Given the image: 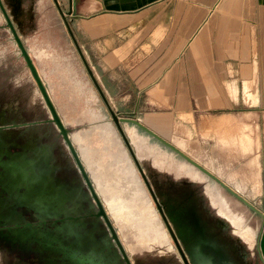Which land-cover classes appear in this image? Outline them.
Wrapping results in <instances>:
<instances>
[{"label":"crops","instance_id":"crops-1","mask_svg":"<svg viewBox=\"0 0 264 264\" xmlns=\"http://www.w3.org/2000/svg\"><path fill=\"white\" fill-rule=\"evenodd\" d=\"M71 19L83 54L116 112L140 120L165 140L172 136L210 165L205 166L224 183L238 191L250 184V196H258L264 185L258 171L225 172L213 157L204 159L189 151L183 135L210 129L211 136H219L221 129L235 130L239 121H252V111L237 113L240 101L245 108L259 109V120L264 123V0H76ZM41 41L56 51L60 64H70L72 78L88 81L79 53L52 45L57 42L49 38ZM55 64L49 58L43 66L50 72ZM0 81L11 98L26 96L25 85L13 91L2 76ZM88 83L97 93L93 83ZM177 127L182 136L176 135ZM248 128L244 123L231 141L222 138L221 142L238 147L242 155L253 152L255 143L246 133ZM196 195L204 202L226 203L219 212L214 210L211 229L233 228L245 232L246 239L251 231L256 232L237 207L240 202H232L225 193L208 198ZM193 207L182 216L190 236L203 231L204 242L217 247L213 245L218 238L208 234ZM225 248L221 250L230 260Z\"/></svg>","mask_w":264,"mask_h":264},{"label":"rangeland","instance_id":"rangeland-1","mask_svg":"<svg viewBox=\"0 0 264 264\" xmlns=\"http://www.w3.org/2000/svg\"><path fill=\"white\" fill-rule=\"evenodd\" d=\"M7 13L12 19L14 26L18 30V33L24 42V45L30 52L36 66L39 68V72L42 76L44 83L50 92V96L54 100V104L57 106L58 112L60 113L62 120L65 125L70 130V139L73 140L76 149L79 150L81 154V148L79 146L78 140H83L84 147H91L94 150H98V155L104 157H109L108 166L113 165V169L108 170L107 174L109 178L116 179L121 176L124 180L125 185L131 188L132 192H144L146 195L142 198V201H138L135 208H142L144 213V218L151 220L152 229H147L148 234L154 238H164L168 239L174 249H177L161 219V216L155 206V203L138 171L131 156L129 155L126 147L124 146L120 136L113 127L104 121V119H110V116L106 110V107L98 94L89 86L88 81L92 84L89 75L86 73L85 68L82 64L84 78H79L77 81L72 78V68L70 64L67 66L60 64V60L56 51L49 45H42L44 39H52L57 45L63 48L65 51L78 52L75 48V44L63 22V19L54 3L53 0H1ZM62 8L65 12L69 10L68 0H59ZM76 2V0H75ZM80 2V0H77ZM56 47V46H55ZM52 58L56 64L54 65L52 71L48 72L44 68L45 61ZM79 62L81 59L79 58ZM42 70V71H40ZM32 72L27 66V63L22 56L21 50L19 49L16 41L14 40V35L11 29L7 26V21L5 15L0 8V76L6 79V83L10 88L15 91L19 88L20 84L26 86L27 98L31 101L30 104L34 106H40L41 123L46 124L44 120L50 119L46 116L48 112L51 117V112L47 107L43 96L32 77ZM76 75V74H74ZM78 76V75H77ZM49 86H48V84ZM25 98V97H24ZM43 103V104H42ZM237 107V113L241 111H252L253 120L252 121H239L240 127L246 123L249 128L246 133L250 134L254 143L253 152L242 155L239 148L236 146H231L229 144H223L221 139L232 140L234 136L241 132L238 126L235 130H220L219 136H211L210 129H204L201 132L183 135L188 141L189 151L199 154L202 158L206 159L208 157L214 158V164L225 172L231 170L234 171H246L248 174H252L258 171L262 184L264 183V128L263 121H260L259 109H249L242 105V101L239 102ZM258 115V116H257ZM31 117V116H30ZM29 117V118H30ZM237 117H243L242 115ZM27 122L19 125L18 127L33 125L31 119ZM258 118V120H256ZM54 123V122H53ZM50 124V123H49ZM53 124H51L52 126ZM26 126V127H27ZM126 133L132 141V146L136 151L137 156L140 159V163L143 166L146 175L148 176L151 185L156 192L158 199L162 206L168 211H175L188 208H194L196 205L197 211L206 224V228L209 230L208 234L213 235L218 238V243H214L213 246L224 248L230 255V261L233 264H255L259 261L258 257L255 256L256 239L260 233L262 221L259 216L255 215L241 202L237 205L240 210H243L248 221L256 226V239L249 240L247 237L244 238L245 232L237 231L236 229L230 228V230L211 229L212 221L215 220L216 212H219L223 206L226 205L225 202H219L213 204L212 202H204L201 197L196 194L204 195V198L211 197L212 195H218L225 193L234 203H237V199L225 191L220 185H218L211 178L206 176L204 173L190 165L186 160L177 155L172 150L168 149L155 139L151 138L148 134L143 131H139L135 126L125 125ZM181 132V133H180ZM176 135H181L182 131L177 127L175 130ZM182 136V135H181ZM17 139V138H16ZM166 141H169L180 150H182L176 143L169 140L168 137ZM86 141V142H85ZM257 148V149H256ZM19 149V148H16ZM14 149V152H16ZM186 155L194 159V157L187 151L182 150ZM258 152V153H257ZM127 156H126V155ZM7 150H0V264H7V261H12L15 256H23V258L33 264H38L41 259L38 257L36 251L41 250L44 245L49 246L50 241L48 236L44 235L42 229L35 230L33 236H28L31 229L25 227L26 223H35L38 217L44 215L43 207H37L35 210L28 207L18 206L21 194L24 190H13L10 188V184L13 182V176H10L6 168L9 165L10 159L7 157ZM126 158H125V156ZM252 157V158H251ZM251 158V159H250ZM196 161V159H194ZM255 160L258 162L254 165ZM83 161V160H82ZM203 167L208 169L213 173V170L207 168L203 163L199 162ZM84 167L90 176L94 188L97 189V185L92 179V174L88 169L85 161H83ZM251 167L250 169H243L244 166ZM242 173V172H241ZM214 174V173H213ZM30 175V174H29ZM215 175V174H214ZM32 178V176H31ZM63 181H66L67 188L72 187V182L70 176L62 175ZM223 183L224 181L220 179ZM98 181H104L101 175ZM228 187L237 192L241 197H243L247 202L257 208L259 211L264 213V185H262L261 192L257 197L250 196V184H247L245 191H238L230 184L225 183ZM18 185V184H17ZM21 186V184L19 185ZM31 186V185H30ZM85 191L89 192L87 186ZM100 199L102 200L104 207L110 217V220L114 222L109 209L104 203L99 191H97ZM207 196V197H205ZM91 201H94L90 195ZM171 198H173L171 200ZM176 199V200H174ZM178 199V200H177ZM72 200H69L70 203ZM95 202V201H94ZM239 202V201H238ZM65 209H68L73 204H68ZM220 204V205H219ZM225 204V205H224ZM209 209L205 211V209ZM90 209V204L84 202V212L80 215H85L86 213H95ZM8 211V215L6 214ZM73 215V216H80ZM99 219V218H97ZM97 219L90 218L89 221L93 222ZM100 226L109 233L103 219H100ZM185 220V218H181ZM95 228V227H94ZM117 228V227H116ZM39 229V228H38ZM50 229H54L50 227ZM22 231L25 235L13 236L15 232ZM96 231V230H95ZM207 232V231H206ZM10 233L13 238H10L15 242L16 246L12 247L8 243V239L5 240V236ZM2 234L5 236L3 237ZM120 235V234H119ZM121 236V235H120ZM130 236V233H129ZM98 237V236H97ZM73 239V237H72ZM97 245H105V241L102 238L97 239ZM96 241V242H97ZM121 242V241H120ZM129 242L132 243V237L130 236ZM21 243L25 245H30L33 249L29 254H23L24 248ZM114 243V242H113ZM124 247V246H123ZM125 249V247H124ZM44 250V249H43ZM111 251V250H110ZM126 251V250H125ZM223 251V250H221ZM255 251V252H254ZM129 260L130 252L126 251ZM130 253V254H129ZM257 254V252H256ZM110 255V254H109ZM108 255V256H109ZM45 256L47 259H51L53 264H71L65 257V252H60L58 256H54L50 252L45 251ZM181 259L180 255L178 254ZM169 261L173 260V256H169ZM64 260V261H63ZM131 262V260H130ZM132 264V262H131ZM136 264H147L144 261H136Z\"/></svg>","mask_w":264,"mask_h":264},{"label":"water","instance_id":"water-1","mask_svg":"<svg viewBox=\"0 0 264 264\" xmlns=\"http://www.w3.org/2000/svg\"><path fill=\"white\" fill-rule=\"evenodd\" d=\"M62 19L64 24L66 25V28L75 44L76 50L78 51L81 61L87 71V74L89 75V78L91 79L99 97L101 98L102 102L104 103L106 110L110 116V119H104L105 122L112 124L115 130L117 131L118 135L120 136L124 146L126 147L129 155L131 156L136 168L138 169L154 203L155 206L161 216V219L177 249L178 254L181 257V260L184 264H233L231 262L227 255L221 251L218 250V247H212L211 243L204 242V239L206 238V233L203 231H200V235L193 234L191 237H185V239L182 238V230L179 227V223L177 225L172 221L170 218L169 213L167 210L161 205V203L158 201L155 192L153 191L151 182L147 178V175H145L143 166L141 165L140 161L137 158V155L135 153V150L132 146L131 141L129 140V137L127 136L125 132V124L129 126H135L139 130L143 131L144 133L151 136V138L155 139L168 149L175 152L177 155L182 157L184 160H186L188 163L199 169L201 172H203L205 175H207L209 178H211L213 181H215L218 185H220L225 191H227L230 195H232L234 198H236L239 202H241L243 205H245L252 213L259 216L262 221V226L260 233L256 239V251H257V257L259 261H261L262 264H264V213L259 211L257 208H255L253 205H251L249 202H247L243 197H241L239 194H237L235 191H233L230 187L225 185L220 179H218L216 176L212 175L205 169H203L200 165H198L196 162H194L191 158L186 156L184 153L176 149L171 143L157 135L155 132L147 128L145 125H143L140 121L134 119L131 116H122L118 112H116L108 99L105 97L102 89L100 88L97 79L90 68L83 51L81 49V45L75 35V32L71 25V18L73 16V7H74V0H70V7L67 12L64 11L62 8V5L59 0H53ZM0 8L5 15L7 26L11 29L14 40L16 41L19 49L21 50L22 56L24 57L27 66L30 68L33 76L35 77L39 88L44 95V98L46 99V102L50 108V111L52 113L53 119H45L44 122L46 124L55 122L57 126L60 128V131L64 137V140L69 146V149L79 167L81 170V175L86 183V186L88 190L91 193L92 198L94 199L98 211L95 213H86L85 215L80 216H73L70 215L68 212V209H57L52 204L53 202L47 201L44 204L41 205H32L33 209L35 210L37 207H43L44 215L38 217V220L35 223H26L25 227L31 229L29 237L35 233V230H40L44 232V235L48 236V240L50 241L49 246H46L43 243V248L45 251L50 252L56 257L60 252H65V257L69 261H72L71 264H131L129 257L123 247V245L120 242V239L117 235V232L115 228L113 227V223L109 219L108 215L105 212V209L103 207V204L101 202V199L97 195V192L95 191L93 182L88 175L87 171L85 170L82 160H81V154L79 153V150L76 149L74 142L72 139H70V130L66 127L64 124L62 117L60 113L58 112L57 106L52 101V98L50 96V93L48 89L50 88L48 82V86L44 83L42 80V77L39 72V68L36 66V63L34 62V59L32 58L30 52L24 45V42L22 41L18 30L14 26V23L12 19L10 18L9 14L7 13L2 1L0 0ZM42 71V70H40ZM31 125V124H30ZM27 126V125H26ZM25 126V127H26ZM13 127V126H11ZM18 127V126H17ZM4 127H0V130H2ZM7 150L8 153V147L3 148ZM36 162V163H35ZM33 165L37 164V161H35ZM9 165L6 166L8 173ZM10 174V173H9ZM30 174V175H29ZM12 175V174H11ZM23 178L21 179H28V182L30 181V184L26 186V184L20 182L14 186L11 187L12 184H10V188L13 190H17L19 192L20 189L27 190L33 182V178H31V173L25 172L24 174H21ZM15 179H13L14 181ZM20 181V179H19ZM21 184V186H19ZM22 187V188H20ZM24 196V195H23ZM23 199V197H22ZM22 199L19 200L18 206H21ZM77 199V198H76ZM76 199L72 200L70 204L76 203ZM78 205L77 207L81 206V204L84 202V199H77ZM35 207V208H34ZM71 206L69 207V209ZM90 218H102L109 234L108 236H101V234H98L95 231L93 222L89 221ZM50 227H53L54 229H50ZM39 228V229H38ZM36 230V231H37ZM11 235V234H10ZM13 236H17L16 238H19V236H24L25 234L22 231L15 232V234H12ZM11 235V236H12ZM197 235V236H196ZM98 236V237H97ZM73 237V239H72ZM102 238L105 241V245H97L98 243L97 239ZM13 238V237H12ZM200 238V239H199ZM201 240V241H200ZM97 241V242H96ZM114 242V243H113ZM111 250V251H110ZM221 252V254H220ZM110 254V255H109ZM109 255V256H108ZM220 255H224V259L220 257ZM64 261V260H63ZM255 264H259L258 261H255Z\"/></svg>","mask_w":264,"mask_h":264},{"label":"bare ground","instance_id":"bare-ground-1","mask_svg":"<svg viewBox=\"0 0 264 264\" xmlns=\"http://www.w3.org/2000/svg\"><path fill=\"white\" fill-rule=\"evenodd\" d=\"M32 77L35 79L33 75ZM35 82L39 88V85L36 79H35ZM42 96H43V99L47 107L49 108L43 94ZM52 101L54 102L53 99ZM29 102L31 101L27 98V94H26L25 98H23V105H24L23 111L25 112V114H27L28 117L31 116L29 119L33 120L31 121L33 125H29L23 128L17 127L19 126L17 124V119L13 118L11 120L3 119L2 121H0V127H4L3 129L8 128L9 130L12 131V133H15V131H21V136H24V138L28 139V144L24 146L20 145L18 142H14V144L12 145L14 148L31 149L33 144L36 145V143H34L36 139H37L36 141H38L39 144L41 145V150H36V152L39 153L37 161L38 162L42 161L45 163V170L41 171L40 176L35 175L34 180H33V182H36L39 179L40 182H42L43 190L41 192L40 203L44 204L47 201H51L53 202L52 204L55 206V208L61 210L65 208L69 200H74L76 198L77 199L82 198L84 199V202L87 201L90 204L89 210H93L94 212H97L98 211L97 205L94 201H91V198H90L91 193L85 191L86 183L81 175V170L79 169L69 149L68 144L64 140V137L60 131V128L57 126L55 122L50 123V124H43L40 121H38L43 117L40 115L42 110L40 109V106L38 105L34 106L33 104H30ZM10 111H12V109ZM46 116L50 118L49 120L53 119L52 113H51V117L48 112L46 113ZM21 118L25 119L23 115L21 116ZM25 122L27 121H23V123ZM51 124L53 125L51 126ZM125 132H127L126 129H125ZM170 139L171 141L176 143L182 150L187 151L186 148H184L177 139L173 138L172 136L170 137ZM129 140H130V137H129ZM78 142L84 143L83 140H78ZM83 143H79V146L81 148V160L85 161L86 165L88 166V169L92 174V179L97 185V189H98L97 191H99L104 203H106L109 209L111 217L114 220V222L112 221L111 222L113 223V227L115 228L117 232V235L121 241V244L125 247L126 251L131 253V254L129 253L130 254L129 256H130V260L132 264H136V261L137 262L144 261V262H147V264H184L183 261L179 258L178 254L176 253L174 246L168 239L154 238L148 234L147 229L148 228L152 229L153 222L149 220L148 218H144V213H143L142 208H135L137 202L142 201V198L146 194L144 192L142 193L132 192L131 188L125 185V182L123 179H121V176L120 178L118 177L117 180L109 178L107 172L108 170L112 171V169L114 168L113 165L108 166L109 157L98 155V150H101V149L94 150V148H91V147H84ZM173 146L179 151H181L182 153H184L182 150H180L175 145ZM190 154L194 157V159H196V161L192 159L191 157H189L188 155L186 154L185 155L191 158L194 162L200 165L203 169H205L206 171L214 175L208 169H206L201 164H199L197 160L203 163L204 165H206L207 167L211 168L210 165H208L206 162L201 160L197 155L193 153H190ZM9 155L12 159L10 171H11L13 178L15 179L14 181L16 182V184L19 181V179L20 181L18 183L26 182V180L28 179H21L23 178L21 174L25 173L22 167L25 164L32 167V164H34V162L31 161L32 162L31 163L30 161L29 162L26 161V157L28 155L27 153L18 154V153L10 152ZM137 158L140 161L138 156ZM83 166H84V163H83ZM53 173H54V177H52ZM62 175L72 177L71 178V182L73 184L72 187L67 188L66 181H63ZM100 175L104 181H98ZM145 175H146V172H145ZM217 178L220 179L219 177ZM155 195L158 199L156 192H155ZM77 199L75 200L76 203H74L70 209L68 208V212L70 215H80L82 212L85 211L84 202L81 204V206L77 207L78 206L76 205L78 203ZM103 207H104V204H103ZM105 212L108 215L106 209H105ZM185 212H187L186 209L168 211L172 221L176 225L177 223H179V227L182 230L181 236L183 239H185V237L186 238L191 237L189 234L190 230L188 229V227H186L183 224V220H181L182 216L184 215L186 216ZM100 219L101 218L94 221V227L98 234H102L101 231L99 230L100 221H101ZM103 233H105L104 234L105 236H108L109 234L107 230L105 229L103 230ZM129 233H130V236L132 237V243L129 242V238H130ZM255 237H256V232H254V230L251 231L250 234H248L249 240ZM170 255H172L173 260H176V261H169ZM220 257H222V259L226 258L222 255H220Z\"/></svg>","mask_w":264,"mask_h":264},{"label":"flooded vegetation","instance_id":"flooded-vegetation-1","mask_svg":"<svg viewBox=\"0 0 264 264\" xmlns=\"http://www.w3.org/2000/svg\"><path fill=\"white\" fill-rule=\"evenodd\" d=\"M3 85H5V83L3 81H0V121H2L3 119L11 120L13 118H16L17 124L22 125L23 121H27V119L29 118L27 116V114H25V112L23 111V109H24L23 100H21V97H18V96H16L15 98L14 97L11 98L10 91L7 90V87H5ZM11 109H12V111H10ZM22 115L25 117V119L21 118ZM20 128H23V127H20ZM15 133L17 136L15 135ZM15 133H12V131L9 130L8 128L2 129L0 131V150L6 151L3 148L8 147L7 157L10 159V162L12 161V159L9 155L10 152L18 153V154L27 153L28 154L26 157L27 162L37 161L39 153H37L36 150H41V145L39 144L38 141H36L37 139L34 141V143H36V145L33 144L31 149H26V148L16 149L12 146L14 144V142H18L20 145L24 146V145L28 144V139L24 138V136H21V131H15ZM14 149H16V152H14ZM54 154H55V152H54ZM10 168H11V163H9L8 169H9L10 176H12ZM22 168L24 169L25 172L31 173L32 174L31 176L33 178L32 180H34L35 175L40 176L41 171L45 170V163L42 161H40V162L37 161V164L36 165L32 164V167L25 164V165H23ZM52 177H54V173L52 174ZM24 184H26V186H28L30 184V181L28 182V180H26V182H24ZM31 184L32 185L27 190H24L23 194H21L20 200L23 197L22 202H21V206H24V205L28 206V207H23V208L33 209L32 205H35V204L41 205L40 198H41V192L43 190L42 182H40V180L38 179V181L33 182V183L31 182ZM15 185H16V182L13 181V184L11 187H14ZM6 214L8 215V211H6ZM1 221H0V224L3 225V223H1ZM99 230L102 233L101 236L104 237L105 236L104 235L105 233H103L104 227L102 228L101 226H99ZM5 234H7V233H5ZM2 236L4 237L5 235L2 234ZM9 237L12 238L10 233H8L4 238H5V240L8 239L7 242L10 243L12 247H15L16 246L15 242H13L12 240L10 241ZM21 245H23L22 247L24 248L23 254H29L33 250L30 245H25V243H21ZM36 253H37L38 257L41 259V261H39L38 264H53L52 263L53 261H50L51 259L46 258L45 250H43V249H41L39 251L37 250ZM6 263L7 264H33V263L25 260L23 258V256H15V258L12 261H7Z\"/></svg>","mask_w":264,"mask_h":264}]
</instances>
